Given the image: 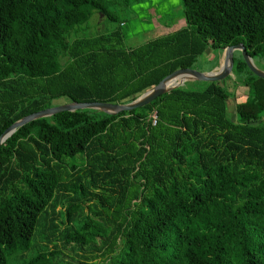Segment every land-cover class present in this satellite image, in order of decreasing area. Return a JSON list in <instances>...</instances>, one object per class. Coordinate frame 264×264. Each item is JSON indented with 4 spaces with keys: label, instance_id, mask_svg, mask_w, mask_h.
<instances>
[{
    "label": "trees",
    "instance_id": "trees-1",
    "mask_svg": "<svg viewBox=\"0 0 264 264\" xmlns=\"http://www.w3.org/2000/svg\"><path fill=\"white\" fill-rule=\"evenodd\" d=\"M183 4L188 26L130 47L121 25L79 36L119 20L107 0H0V135L56 101L131 102L208 47L264 54V0ZM233 73V111L218 81L19 128L0 146V264H264V79L243 55Z\"/></svg>",
    "mask_w": 264,
    "mask_h": 264
},
{
    "label": "rangeland",
    "instance_id": "rangeland-1",
    "mask_svg": "<svg viewBox=\"0 0 264 264\" xmlns=\"http://www.w3.org/2000/svg\"><path fill=\"white\" fill-rule=\"evenodd\" d=\"M109 9L116 12L119 20L112 21L103 14L94 15L88 28H83L79 36H95L100 33L112 31L121 25L125 33V44L130 47L139 46L158 36V30L162 28L164 33H171L178 29L188 26L184 15L183 0H145L142 2H131L128 7H123L116 0H107ZM235 56L240 58V50L235 51ZM255 64L264 70V54L252 57ZM224 61V49L217 50L208 47L205 53L199 57L194 68L200 71H210L218 68ZM236 84V85H235ZM223 85L234 93V97L229 99V110L233 111L235 103L246 100L248 88L242 83H237L236 75L232 73L220 81ZM185 86L189 88H204L206 81H186ZM67 102L65 100L56 101V103ZM27 254L26 258L18 259L15 263L31 257ZM77 258V257H76ZM12 261V259H11ZM99 264V262L97 263Z\"/></svg>",
    "mask_w": 264,
    "mask_h": 264
},
{
    "label": "water",
    "instance_id": "water-1",
    "mask_svg": "<svg viewBox=\"0 0 264 264\" xmlns=\"http://www.w3.org/2000/svg\"><path fill=\"white\" fill-rule=\"evenodd\" d=\"M240 50L245 62L248 67L259 77L264 79V70L259 68L252 56L247 52V48L243 43L230 45L224 49V61L218 68L210 71H200L196 68H179L174 72L163 78L158 84L150 87L139 97L128 103H112V102H77V101H67L64 103L57 104L55 106L31 113L22 117L21 119L14 122L0 135V146L19 128L28 124L29 122L55 115L64 111H76L78 109H96L109 114H119L124 111H131L136 108L142 107L151 103L160 95L168 93L173 89L185 85L186 81H206V82H218L224 80L226 77L232 75L234 68V55L235 51ZM182 76L181 82L175 85H171V82L177 77ZM236 122L237 120V112Z\"/></svg>",
    "mask_w": 264,
    "mask_h": 264
},
{
    "label": "bare ground",
    "instance_id": "bare-ground-1",
    "mask_svg": "<svg viewBox=\"0 0 264 264\" xmlns=\"http://www.w3.org/2000/svg\"><path fill=\"white\" fill-rule=\"evenodd\" d=\"M182 79H183L182 76L177 77L176 79H174V80L171 82V85L178 84L179 82L182 81Z\"/></svg>",
    "mask_w": 264,
    "mask_h": 264
},
{
    "label": "crops",
    "instance_id": "crops-1",
    "mask_svg": "<svg viewBox=\"0 0 264 264\" xmlns=\"http://www.w3.org/2000/svg\"><path fill=\"white\" fill-rule=\"evenodd\" d=\"M166 34H168V33H164V30L162 28H160L158 30V36L157 37L162 36V35H166Z\"/></svg>",
    "mask_w": 264,
    "mask_h": 264
},
{
    "label": "built area",
    "instance_id": "built-area-1",
    "mask_svg": "<svg viewBox=\"0 0 264 264\" xmlns=\"http://www.w3.org/2000/svg\"><path fill=\"white\" fill-rule=\"evenodd\" d=\"M156 122H157V116L154 115V123H156Z\"/></svg>",
    "mask_w": 264,
    "mask_h": 264
},
{
    "label": "flooded vegetation",
    "instance_id": "flooded-vegetation-1",
    "mask_svg": "<svg viewBox=\"0 0 264 264\" xmlns=\"http://www.w3.org/2000/svg\"><path fill=\"white\" fill-rule=\"evenodd\" d=\"M198 69V68H197Z\"/></svg>",
    "mask_w": 264,
    "mask_h": 264
}]
</instances>
